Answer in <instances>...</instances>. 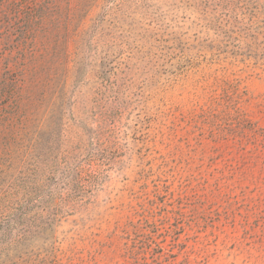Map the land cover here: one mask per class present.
<instances>
[{"label": "rangeland", "instance_id": "374dc122", "mask_svg": "<svg viewBox=\"0 0 264 264\" xmlns=\"http://www.w3.org/2000/svg\"><path fill=\"white\" fill-rule=\"evenodd\" d=\"M0 0V264H264V0Z\"/></svg>", "mask_w": 264, "mask_h": 264}, {"label": "trees", "instance_id": "16d2710c", "mask_svg": "<svg viewBox=\"0 0 264 264\" xmlns=\"http://www.w3.org/2000/svg\"><path fill=\"white\" fill-rule=\"evenodd\" d=\"M23 1H27L28 4L34 6L36 0H23Z\"/></svg>", "mask_w": 264, "mask_h": 264}]
</instances>
